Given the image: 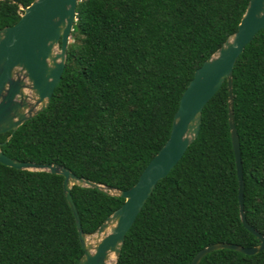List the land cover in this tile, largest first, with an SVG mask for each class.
Here are the masks:
<instances>
[{"label": "trees", "instance_id": "trees-1", "mask_svg": "<svg viewBox=\"0 0 264 264\" xmlns=\"http://www.w3.org/2000/svg\"><path fill=\"white\" fill-rule=\"evenodd\" d=\"M33 1L0 0V28L17 23ZM249 1L79 0L49 106L0 134L2 151L130 189L168 141L196 70L237 31ZM233 94L244 210L264 235V28L235 63ZM228 95L225 82L205 105L197 139L156 184L117 264H191L214 243L260 245L241 220ZM63 180L0 162V264L79 263L83 249ZM72 196L86 233L125 202L89 187L73 186ZM199 264H264V250L220 249Z\"/></svg>", "mask_w": 264, "mask_h": 264}, {"label": "water", "instance_id": "water-1", "mask_svg": "<svg viewBox=\"0 0 264 264\" xmlns=\"http://www.w3.org/2000/svg\"><path fill=\"white\" fill-rule=\"evenodd\" d=\"M79 0H34L23 8L20 20L0 28V134L15 133L27 120L45 110L61 81ZM264 28V0H250L238 29L199 67L184 91L166 144L144 169L137 183L120 190L79 177L57 163L20 161L6 155L0 142V162L20 170L50 172L64 177L63 190L76 220L83 255L78 264H117L125 237L156 184L165 178L197 139L205 105L222 85H228L229 125L239 179L243 225L261 241L254 247L219 242L200 250L191 264L208 253L233 249L247 255L264 250V235L252 226L244 210L243 166L240 138L235 125L233 70L245 47ZM10 137L5 141L7 142ZM89 187L125 199L92 233H86L72 196V187Z\"/></svg>", "mask_w": 264, "mask_h": 264}, {"label": "bare ground", "instance_id": "bare-ground-1", "mask_svg": "<svg viewBox=\"0 0 264 264\" xmlns=\"http://www.w3.org/2000/svg\"><path fill=\"white\" fill-rule=\"evenodd\" d=\"M112 261H113V260L111 259V261L109 262V264H111Z\"/></svg>", "mask_w": 264, "mask_h": 264}]
</instances>
